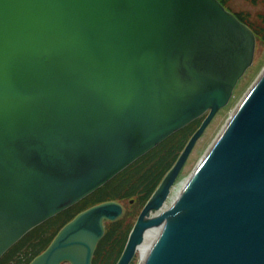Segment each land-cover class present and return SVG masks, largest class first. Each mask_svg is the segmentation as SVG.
I'll use <instances>...</instances> for the list:
<instances>
[{"label": "water", "instance_id": "1", "mask_svg": "<svg viewBox=\"0 0 264 264\" xmlns=\"http://www.w3.org/2000/svg\"><path fill=\"white\" fill-rule=\"evenodd\" d=\"M255 46L218 0H0V258L204 116L116 264L153 228L139 264H264V68L169 198ZM122 213L114 201L80 212L29 264H91Z\"/></svg>", "mask_w": 264, "mask_h": 264}, {"label": "trees", "instance_id": "2", "mask_svg": "<svg viewBox=\"0 0 264 264\" xmlns=\"http://www.w3.org/2000/svg\"><path fill=\"white\" fill-rule=\"evenodd\" d=\"M219 2L226 6L227 0H219ZM234 15L252 30L256 44L264 45V14L260 16L259 25L253 21L250 22L245 14L234 13ZM202 119V117L196 119L167 138L79 203L29 231L0 258V264H29L47 248L65 224L80 212L99 203L126 202L131 209L140 211L172 167L188 139L199 127ZM130 200L133 201L132 204ZM126 217V213H123L116 221L104 223L105 232L96 246L92 264L117 262L133 225Z\"/></svg>", "mask_w": 264, "mask_h": 264}, {"label": "rangeland", "instance_id": "3", "mask_svg": "<svg viewBox=\"0 0 264 264\" xmlns=\"http://www.w3.org/2000/svg\"><path fill=\"white\" fill-rule=\"evenodd\" d=\"M226 9L232 13H242L247 15L250 22H255L259 25L260 16L264 14V0H227ZM264 68V45L256 44L254 59L251 67L246 71L244 76L240 79L239 83L233 91V95L228 105L221 109L211 123L205 129L203 135L196 142L191 154L189 155L182 171L179 176L178 182L185 181L192 171L196 168L204 154L207 152L211 144L217 138L221 130L226 124V121L234 111L237 104L244 97L251 85L254 83L261 70ZM126 213V218L130 219V224L135 223L138 209H131L125 202L123 203ZM139 255L136 254L131 264H139Z\"/></svg>", "mask_w": 264, "mask_h": 264}, {"label": "bare ground", "instance_id": "4", "mask_svg": "<svg viewBox=\"0 0 264 264\" xmlns=\"http://www.w3.org/2000/svg\"><path fill=\"white\" fill-rule=\"evenodd\" d=\"M231 95H233V92H232V94ZM231 116V115H230ZM229 119V118H228ZM195 121V120H194ZM228 121V120H227ZM227 121H226V123H227ZM193 122V121H192ZM191 122V123H192ZM190 123V124H191ZM189 125V124H188ZM187 125V126H188ZM186 127V126H185ZM184 128V127H183ZM182 128V129H183ZM181 130V129H180ZM179 130V131H180ZM178 132V131H177ZM177 132H175V133H177ZM174 133V134H175ZM173 135V134H172ZM171 135V136H172ZM170 137V136H169ZM160 145V144H159ZM137 161V160H136ZM135 161V162H136ZM134 163V162H133ZM132 163V164H133ZM186 163V162H185ZM199 164V163H198ZM197 164V165H198ZM197 167V166H196ZM185 184H186V181L184 182H182V183H178V184H176L175 185V187L174 188H172V190H171V193H170V196H169V198H170V202H173V201H175V199H176V197L179 195V193H180V191H181V189H182V187L183 186H185ZM168 202H169V200H168ZM169 206V205H168ZM157 232H158V229L157 228H153V229H149L147 232H146V235L144 236V241H143V243L139 246V248L137 249V251H136V253L138 252V253H141V256L142 257H144L145 256V254H146V252H147V250H148V248L151 246V244L155 241V239L157 238ZM123 251V250H122ZM122 253V252H121Z\"/></svg>", "mask_w": 264, "mask_h": 264}, {"label": "flooded vegetation", "instance_id": "5", "mask_svg": "<svg viewBox=\"0 0 264 264\" xmlns=\"http://www.w3.org/2000/svg\"><path fill=\"white\" fill-rule=\"evenodd\" d=\"M178 182V181H177ZM177 182H176V184H177ZM132 200H130V204H132L133 203V201L131 202ZM122 206H123V209H124V213H125V208H124V205H123V203H122ZM138 216V215H137ZM134 224V223H133ZM133 226V225H132ZM131 229H132V227H131ZM130 229V230H131ZM130 232V231H129ZM128 235H129V233H128ZM128 235H127V238H128ZM127 238H126V241H127ZM126 241H125V243H126ZM124 246H125V244H124ZM124 246H123V248H124ZM136 254H138L139 255V253L137 252ZM94 256V255H93ZM93 259V258H92ZM92 262H93V260H92ZM63 264H69V263H63Z\"/></svg>", "mask_w": 264, "mask_h": 264}]
</instances>
